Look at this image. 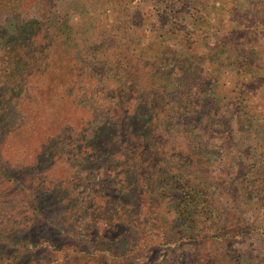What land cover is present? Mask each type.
Returning a JSON list of instances; mask_svg holds the SVG:
<instances>
[{
    "label": "trees",
    "instance_id": "1",
    "mask_svg": "<svg viewBox=\"0 0 264 264\" xmlns=\"http://www.w3.org/2000/svg\"><path fill=\"white\" fill-rule=\"evenodd\" d=\"M1 1L0 11H3L6 7ZM17 1L21 0H4V3L15 5ZM30 1L24 0L21 4ZM147 1L140 0L133 4V0H113L114 10L111 11L115 15L114 24H109V28L105 31L101 27L97 31L98 34L93 37L94 43L99 46L92 47L90 52L97 58L85 67L92 80L85 87L88 86L87 91L93 90L94 86L106 87L115 99L131 94V99L116 105L113 109L109 107V112L117 118V121L115 125L108 120L101 123L97 135L99 137L98 133L105 129L102 136H108L109 127H117L119 137L116 141L123 150L110 146L106 151L110 153L111 159L118 158L120 163L126 159H135V163L139 161L140 166L133 168V172L142 178L140 192L146 196V202L150 207L146 217L153 219L156 216L157 221L162 222L164 226L156 236V245L162 246L163 249L159 257L149 264H164L168 252L184 247H198L207 243L212 247L223 240H245L247 236L254 234L264 240V227H246V220L241 215L237 216L239 210L257 206L259 201L264 200L258 173L249 176L248 172L241 171L242 177L236 185L235 193H240L238 197L242 196V199L236 203L235 214H230L228 224L220 225L218 222L221 209L216 203L215 193L203 177L202 167L209 164L212 166L213 161L223 160L217 148L216 138L220 133L225 146H229L233 137L226 132L227 129L224 130V127L229 131L231 127L226 125L224 116L217 113L222 107L219 92L216 91L217 85L205 87L202 79L190 76L191 70H187L185 65L186 61L195 59L201 48L207 50L208 54H213L212 57L217 60L215 61L217 67L233 58L235 60L233 59L229 66L234 62L238 64L233 65V68L239 67L240 70L244 66L251 65L249 55L244 54L242 50L246 47V42L252 38L256 36L264 38V0H210L211 4H207L204 0H149L150 9L144 6ZM31 2L42 6L46 0ZM227 3L230 7L225 9ZM217 10H225L235 27L223 37H220L222 30L219 27L214 28L211 22V17ZM154 20L155 22L152 23ZM146 24L152 27L151 31L158 46L165 45L163 39L171 42L169 51L174 52L172 61L182 60V65L175 64L165 73L155 67V64L160 63L159 54L149 57L148 51L151 45H155L154 42L148 47H137V43L133 40L135 34H131L135 27L139 29ZM89 27L94 28L92 21ZM66 28V23L58 18L52 17L50 20L41 19V21L33 18L31 22L22 20L21 25H13L11 29L8 27L7 29L14 30L15 36L1 33L5 40L4 44L13 39V42L5 47L0 42V52L5 49L7 51V60L2 56L0 59V94H4L0 95V129L3 126L7 127L5 131L7 134L17 131L19 126V117L13 110L11 99L3 98L6 93L9 96L14 94L15 85H22L20 67L23 64V57L17 56L18 51L15 46L26 43H30L31 46L37 44L39 49L47 46L48 51L55 44L62 43V35L57 36L54 31L57 29L63 31ZM211 30L214 32L211 33ZM29 34L35 35L29 37ZM74 42L77 45L76 41ZM85 47L88 51L91 45ZM249 53L253 54L255 50L251 48ZM12 54L15 55L14 62L10 59ZM144 58L148 59V63ZM150 73L157 74L159 78L152 80ZM207 76L212 78L214 75L208 73ZM143 77L150 79L147 85L141 82ZM242 108L241 106L240 111ZM93 123L90 121L80 131L75 130L69 135L67 130H63L42 147L40 156L49 157L52 163L62 159L67 170H71L73 182L69 184L73 185L74 181L76 185L89 184L90 178L85 172L84 165L97 157V149L91 143H95L98 137L87 138V131ZM237 124L245 127L248 121H242L239 117ZM192 146H197L193 149L194 152H191ZM183 149H186V153L178 155ZM93 152L95 155L92 154ZM55 154L57 158L54 159ZM246 156L247 154L243 155L242 159ZM1 157L0 154V264H100L99 260H96V254L105 253L100 249L91 253L84 252L81 258L67 263L64 257L59 255L63 253L62 248L51 244L48 238H38L37 242L23 239L22 235L36 226L37 219L44 218L40 209L41 203L34 197L30 199L32 197L29 194L27 196L14 191L22 188L23 182L18 180L17 176L6 172L2 167ZM39 157H36L34 163H32L33 159L26 163L31 165L18 168L19 174L24 176L26 172L36 171ZM184 161L185 166L182 165ZM232 161V159L226 160L227 167L238 164L241 169L247 165V158L239 163ZM195 165H198V168H195ZM50 172L51 170H48L38 180L43 183L58 182V180H50L49 176L45 177L47 174L54 176ZM51 188V192L63 201L61 206L69 212L70 218L76 198L70 197V192L67 191L69 185L64 191L55 190L54 188H58L57 185H52ZM232 194L229 190V195ZM85 196L92 202V206L86 208L83 203L87 202H81L79 211L82 215L89 216V211L94 210L95 215L106 218L100 225L105 234L114 233L120 228L119 223L126 220L115 219L117 213L109 208L117 204L115 201H108L102 193L97 195L95 198L97 201L94 202L91 192ZM77 199L83 201L80 197ZM254 201L256 203H253ZM69 220L67 222L70 223ZM75 225L80 229L77 235L88 236L90 230L87 226L77 223ZM206 226L211 228L208 229V233L204 230ZM122 228L126 231L125 225ZM166 230L173 233L172 238L167 236ZM56 234L59 238H69V233L60 228H56ZM5 249L9 252L4 251ZM135 249L136 246H133L131 250ZM37 251L52 253V257L48 262H44L41 254L35 256ZM53 254H57L56 257H53ZM240 255L234 254L233 257L227 258H216L207 254L197 255L193 256L192 263L251 264L246 259H240ZM254 259L250 260L254 261Z\"/></svg>",
    "mask_w": 264,
    "mask_h": 264
},
{
    "label": "rangeland",
    "instance_id": "2",
    "mask_svg": "<svg viewBox=\"0 0 264 264\" xmlns=\"http://www.w3.org/2000/svg\"><path fill=\"white\" fill-rule=\"evenodd\" d=\"M2 1L6 7L0 11V42L3 43V47L13 42V39L4 44L5 40L1 33L15 36L14 30L9 29L13 25H21L22 20L31 22L33 18L41 21V19L50 20L54 17L67 25L63 31L58 29L54 31L57 36L62 35V43L55 44L48 51L47 46L39 49L37 44L31 46L30 43H26L15 46L18 51L17 56L23 57V64L20 67L22 85H15L14 94L9 96L6 93L3 97L11 99L13 110L19 117V126L17 131L9 132V134L5 132L7 127L3 126L0 129L2 167L9 175H15L18 180L23 182V187L14 191L30 195L32 197H29L30 199L33 197L38 199L44 215V218L37 219L36 226L22 235L23 239L37 242L38 238H48L51 244L62 248L63 253H59V255L63 256L67 263L81 258V254L84 252L91 253L97 249L105 252L96 254V260H99L100 264L152 263L159 257L163 249L162 246L156 245V236L164 226L162 222L157 221L156 216L153 219L146 217L150 207L146 202V196L140 192L142 178L133 172V168L140 166L139 161L135 163V159H126L120 163L118 158L111 159L110 153L106 151L110 146L123 150L120 143L116 141L119 137L117 127L110 126L108 136H102L105 129L98 133L99 137L97 135L101 123L108 120L115 125L117 121V118L109 112V107L113 109L116 105L131 99V94H125L121 99H115L106 87L94 86V89L89 91H87L88 86L85 87L86 84L92 82L85 67L97 58L90 52L92 47L99 46L94 43L93 37L98 34L97 31L101 27L105 31L109 28V24H114L115 15L111 11L114 10L113 0H46L42 6L39 3L31 2L32 0L24 5L21 4L24 0L17 1L15 5L5 4L4 0ZM204 1L211 4L210 0ZM136 2H140V0H133V4ZM149 2L148 0L144 5L147 9H150ZM227 7H230L229 3L225 4V9ZM229 17L225 10H217L211 17L213 27H219L222 30L220 37L226 35V32L231 29H235L234 24L231 23L233 20ZM90 21L94 23L93 29L89 27ZM154 22L155 20L152 21V23ZM148 25L133 29L131 35L135 34L133 40L137 43V47H148L154 42L155 45H151L150 51H148L149 57L159 54L160 63L155 64V67L162 69L165 73L169 67L175 64L182 65V60L172 61L174 52L169 51L172 46L171 42L163 39L165 45L158 46L155 42V35L151 31L152 27L150 28ZM5 27H9V29ZM245 28L247 29V27ZM196 32L198 33V31ZM212 32L214 31L211 30ZM32 35L35 34H29V37ZM207 36L209 37V35ZM74 41L77 45L74 44ZM89 44L91 47L86 51L85 46ZM246 44L242 52L249 55L251 65L244 66L240 70L239 67L233 68V65H238L234 64L235 62L229 66L235 58L219 64L222 66L217 69L219 67L216 66L215 61L217 60L204 48L199 49L194 60L185 63L186 69L191 70L190 76L202 79L205 87L217 85L216 91L219 92L220 103H222V107L217 110V113L223 115L227 121L226 125L231 127L230 131L224 127V130L227 129L226 132L233 137L229 146H225L220 133L216 138L217 148L222 154L223 160L213 161L212 166L209 164L202 167L203 177L215 193L216 203L221 209V217L218 221L220 225L228 224L230 214H235L236 203L242 199V196L238 197L240 193H235L236 185L242 177L241 171L248 172L249 176L258 173L264 194V38L256 36ZM240 47L242 48V46ZM251 48L255 50V53H249ZM41 51L42 54H40ZM6 52V49L0 52V59L3 57L7 60ZM14 56V54L10 56L13 62ZM144 61L148 63V59L144 58ZM198 63L203 65L200 66ZM208 73L214 76L211 78L207 76ZM150 75L153 77L152 80L159 78L157 74L150 73ZM149 80L147 77H143L141 82L147 85ZM241 106L243 108L240 111ZM239 117L242 121H248V125L238 126ZM90 121L94 123L87 131V138L98 137L95 143H91L97 149V157L84 165L85 172L90 178L89 184L79 183L76 185V181H74L72 185L69 184L73 182L71 180L72 172L67 170L62 159L52 163L49 157L40 156V154L48 140L63 130H67L69 135L75 130L80 131ZM196 147L192 146L191 152H194L193 149ZM186 149H183V152L178 155H184ZM92 154L95 155V152ZM246 154V167L240 169L238 164L227 167V159L239 163L246 159H242ZM36 157H39L36 171L26 172L24 176H21L18 168L31 165L26 163L32 159V163H34ZM53 158H57L56 154ZM45 163L49 164L45 165ZM182 165H186L185 161L182 162ZM195 168H198V165H195ZM48 170H51L50 173H53L54 176L47 174L45 177L49 176L50 180H58V182L43 183L38 180ZM199 175H201L200 172ZM52 185H57L58 188L54 189L58 191H64L69 185L67 191L70 192V197L76 198L75 204L72 205L74 210L71 209L73 211L70 218L68 217L69 212L61 206L63 201L57 198L58 195L51 192ZM229 190L232 191L233 197L229 195ZM88 192L92 193L93 202L97 201L95 198L99 193H102L108 201L116 202L117 205H114L116 207L112 205L109 210L117 213L115 219L126 220L119 223L120 228L114 233L105 234L100 225L101 221L106 218L95 215L94 210L89 211V216L82 215L79 211L81 202H87L83 203L86 208L92 206V202L85 196ZM77 197L82 198L83 201L78 200ZM240 215L246 220V227H264V200L259 201L257 206L239 210L237 216ZM68 219H70V223L67 222ZM75 223L87 226L90 230L88 236L77 235L80 229ZM124 225L126 231H123ZM56 228L69 233V238L57 237ZM208 229L211 228L208 226L204 228L205 233H208ZM166 234L169 238L173 237V233L168 230H166ZM133 246H136L134 251L131 250ZM4 251L9 252L8 249ZM40 254L45 259H43L44 262H48L52 257V253L45 251H37V254L34 255ZM57 254H53V257H56ZM204 254L216 258L241 254L240 259H246L251 264H264L261 263L264 262V240L254 234L247 236L245 240H223L212 247L208 243L198 247H184L168 252L164 264H193V256H203ZM252 258H255L254 261L250 260Z\"/></svg>",
    "mask_w": 264,
    "mask_h": 264
}]
</instances>
